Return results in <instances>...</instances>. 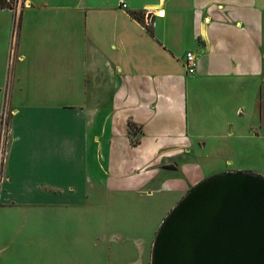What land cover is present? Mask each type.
<instances>
[{
	"label": "crops",
	"instance_id": "0c3cea01",
	"mask_svg": "<svg viewBox=\"0 0 264 264\" xmlns=\"http://www.w3.org/2000/svg\"><path fill=\"white\" fill-rule=\"evenodd\" d=\"M37 1L16 17L0 115V264L11 246L75 245L92 228L94 245L145 253L144 235L111 231L130 222L112 208L135 198L143 227L149 198L264 161V0Z\"/></svg>",
	"mask_w": 264,
	"mask_h": 264
},
{
	"label": "water",
	"instance_id": "95a60500",
	"mask_svg": "<svg viewBox=\"0 0 264 264\" xmlns=\"http://www.w3.org/2000/svg\"><path fill=\"white\" fill-rule=\"evenodd\" d=\"M150 264H264V176L210 175L160 223Z\"/></svg>",
	"mask_w": 264,
	"mask_h": 264
},
{
	"label": "rangeland",
	"instance_id": "374dc122",
	"mask_svg": "<svg viewBox=\"0 0 264 264\" xmlns=\"http://www.w3.org/2000/svg\"><path fill=\"white\" fill-rule=\"evenodd\" d=\"M9 3L12 4L11 8L0 9V93H2L0 94L2 101L0 102V115L2 116L3 123V117L8 111L5 92L9 86L16 57L18 25V23H16V17L26 14L29 10L41 7V1L37 0H18L17 2ZM153 15L155 14L153 13ZM151 16L152 15L148 16L149 20H151ZM259 98L256 104V111H260V113L264 114V88L262 92L260 91ZM3 123L0 124V130L2 132ZM1 148L2 147H0V158L3 156H1V152L3 153ZM237 165L241 166L242 169L236 171L260 172L262 170L264 172V161L258 162L250 158L240 157L237 160ZM182 196L183 194L179 197L172 194L170 198H165L164 195L157 194L149 198L147 203L152 202L157 205V211L147 215L143 227H135L134 221L138 219L136 210L132 209L138 202L135 198H126L124 204L120 206L121 208H117L114 204L116 207L112 208L111 211L115 216L125 213L130 218V222L124 225L115 223L111 231H125L130 236L144 235L147 240V250L145 253L142 251L143 242L140 240L137 242L130 241L125 246L119 244L120 247L117 246V240L113 241L108 247L94 245L89 236L90 234L94 235L98 230L92 228L86 230V232L83 231L82 239L76 242L75 245L65 241L60 242L61 240H55L53 243L48 244L34 238L28 242L26 246L21 244L18 247L19 250L16 249L18 251L11 246L6 250L5 255H3L6 261L5 264H107L103 259L110 255L111 251L112 258L110 264H126L141 256L145 258L144 264H150V251L155 233L171 207L175 205ZM161 218L162 220L158 224ZM138 228L140 229L138 230ZM9 235L10 232L8 233V236ZM9 238L11 240L10 236ZM115 248L120 251V254L119 251L117 252L119 256L117 254L115 255Z\"/></svg>",
	"mask_w": 264,
	"mask_h": 264
},
{
	"label": "built area",
	"instance_id": "2783aa9c",
	"mask_svg": "<svg viewBox=\"0 0 264 264\" xmlns=\"http://www.w3.org/2000/svg\"><path fill=\"white\" fill-rule=\"evenodd\" d=\"M148 17V15L146 16ZM184 69L187 74H193L196 68V56L192 51H187L184 57Z\"/></svg>",
	"mask_w": 264,
	"mask_h": 264
},
{
	"label": "trees",
	"instance_id": "16d2710c",
	"mask_svg": "<svg viewBox=\"0 0 264 264\" xmlns=\"http://www.w3.org/2000/svg\"><path fill=\"white\" fill-rule=\"evenodd\" d=\"M18 0H0V9L2 8H11V5L9 2H17ZM131 15L137 19H141V15L136 12H131ZM148 31H150L148 29Z\"/></svg>",
	"mask_w": 264,
	"mask_h": 264
}]
</instances>
